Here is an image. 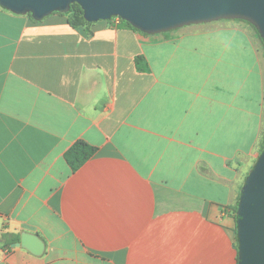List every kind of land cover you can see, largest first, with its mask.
Returning a JSON list of instances; mask_svg holds the SVG:
<instances>
[{
	"label": "crops",
	"instance_id": "1",
	"mask_svg": "<svg viewBox=\"0 0 264 264\" xmlns=\"http://www.w3.org/2000/svg\"><path fill=\"white\" fill-rule=\"evenodd\" d=\"M243 22L147 35L0 7V236L28 232L45 247L0 250V264H236L227 208L257 157L264 107ZM211 29L257 95L238 91L227 107L212 96L196 66L206 52L222 60L206 47ZM79 140L96 152L72 172L64 154Z\"/></svg>",
	"mask_w": 264,
	"mask_h": 264
},
{
	"label": "water",
	"instance_id": "2",
	"mask_svg": "<svg viewBox=\"0 0 264 264\" xmlns=\"http://www.w3.org/2000/svg\"><path fill=\"white\" fill-rule=\"evenodd\" d=\"M80 6L88 23L119 18L143 34L167 33L185 26L221 20L249 23L264 44V0H0V7L16 15L40 21L66 14ZM238 240L236 264H264V148L244 179L236 211ZM13 248L34 256L44 252L43 241L22 232Z\"/></svg>",
	"mask_w": 264,
	"mask_h": 264
},
{
	"label": "rangeland",
	"instance_id": "3",
	"mask_svg": "<svg viewBox=\"0 0 264 264\" xmlns=\"http://www.w3.org/2000/svg\"><path fill=\"white\" fill-rule=\"evenodd\" d=\"M243 23L246 24V26L250 27L249 30L252 31V33L256 36L255 30L247 22ZM211 32L212 39L211 42L209 41L210 44H206V47H211V49H217L215 53V59L220 58L222 60L220 62H216L212 56L211 59H209L208 54L206 52L205 56H199V58H196V66L200 67V65H202L201 67L205 68L206 72L210 71L212 82V96L215 97V100H221L226 105L227 99H229V95L234 94L238 91H242L244 93L246 92L249 94V96H251L252 94L257 95L258 91L255 86L257 82L256 76L254 74L242 71L239 67H232L231 65H228L227 61L229 59V56H225L223 53L219 54L218 49H221V45L217 42L218 37H215L213 35V29H211ZM214 33H216V31ZM255 38L256 39H254V41L256 43H253L254 46L256 45L259 50L258 54L260 57V64L264 82V47L259 38L257 36ZM203 59H205V61H203ZM225 105H222V109L220 112L221 114L226 113L227 105L226 107ZM229 113L232 114V110L229 109ZM254 116L260 117V140L257 151L258 157L264 142V107L262 112L256 113L254 114ZM257 157L251 160L250 169L254 165ZM246 175L247 172L245 174V177Z\"/></svg>",
	"mask_w": 264,
	"mask_h": 264
},
{
	"label": "trees",
	"instance_id": "4",
	"mask_svg": "<svg viewBox=\"0 0 264 264\" xmlns=\"http://www.w3.org/2000/svg\"><path fill=\"white\" fill-rule=\"evenodd\" d=\"M62 15H64L67 18V23L71 28H79V27H84V26H88L91 24V23L86 22V20L83 17L82 9L77 4H72L70 6L69 11L66 14H62ZM28 16H30V15H28ZM112 19L109 21H112ZM116 25H117V27H124V28H128L130 30L136 31V32H140L137 29H135L134 27H132L129 23L122 21L120 19H119L118 24H116ZM251 27L254 29L253 26H251ZM255 32H256V30H255ZM256 36L261 41V38L257 32H256ZM261 43H262V41H261ZM262 45L264 47L263 43H262ZM140 60H141V58L136 59L137 62H139ZM138 70H141V69L138 68ZM263 148H264V142H263V146H262L260 153L262 152ZM95 152H96V148L90 146L89 144H87L86 142H84L82 140H79V141H76L65 152L64 159H65L67 165L70 167L71 171L75 172L78 169H80L95 154ZM247 175H248V173H247ZM239 193L237 195L235 203L232 206L227 208V211L229 212V214L231 215V217L233 218V220L235 222L234 247H235V251H236V260H237L238 240H237V233H236V217L235 216H236V211H237V206H238V201H239ZM19 239H20V235H17V234H8V233L1 234V236H0V250L4 251V252L11 251L13 249L12 244L19 242ZM236 263H237V261H236Z\"/></svg>",
	"mask_w": 264,
	"mask_h": 264
},
{
	"label": "built area",
	"instance_id": "5",
	"mask_svg": "<svg viewBox=\"0 0 264 264\" xmlns=\"http://www.w3.org/2000/svg\"><path fill=\"white\" fill-rule=\"evenodd\" d=\"M112 20H114V22L116 23V24H118V22H119V18H113Z\"/></svg>",
	"mask_w": 264,
	"mask_h": 264
}]
</instances>
